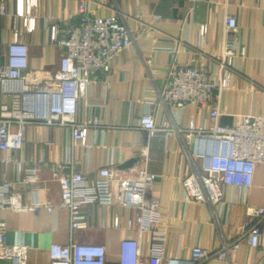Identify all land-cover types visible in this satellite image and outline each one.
Here are the masks:
<instances>
[{
  "label": "built area",
  "instance_id": "built-area-1",
  "mask_svg": "<svg viewBox=\"0 0 264 264\" xmlns=\"http://www.w3.org/2000/svg\"><path fill=\"white\" fill-rule=\"evenodd\" d=\"M92 3L79 0L77 12L67 18L52 12L42 15L46 32L43 42L61 49L58 70L42 81L28 72L31 50L24 38L37 28L39 0H11V6L7 0H0V19L14 17L12 38H8L6 29L0 31V46H7L5 60L0 58V264L29 263V245L9 241V226L2 210L54 207L52 203L28 205L16 188L18 183L30 185L37 181L40 165L46 160L44 151L36 159L17 155L24 149L27 130L33 125L63 127L70 133L64 160L51 166L60 184L59 205L70 213L71 236L51 244V264H107L106 244L74 238L76 229L95 224V206L119 205L131 211L124 222L119 215L112 221V227H125L138 234L121 239L118 264L222 262L230 260L243 243L259 247L264 234V205L248 203L243 230L236 238L224 240L217 248L197 243L188 255L168 256L169 222L163 219L155 193L157 173L145 165L120 171L113 154L97 169L94 178L88 169L79 167L77 147L92 148L90 130L105 131L109 126L98 115L78 119L79 102L96 72L109 71L117 55L133 42L123 13L101 15L93 10ZM199 29L198 46L203 50L209 25L202 23ZM237 29V17L228 14L225 32ZM246 52L245 46L227 43L213 69L191 61L171 62L162 88L155 96L144 99L146 109L138 118L137 127L150 137H180L191 165V171L182 177L185 194L212 206L225 205V186L232 187L233 202H246L257 165L264 163V115L239 113L233 124L221 121V96L233 86L234 59ZM161 104L167 107L168 117L158 120L155 108ZM190 107L205 114L202 121L195 115L185 116ZM44 144L53 145L55 141ZM142 156L145 161L150 159L147 149L143 148Z\"/></svg>",
  "mask_w": 264,
  "mask_h": 264
},
{
  "label": "crops",
  "instance_id": "crops-1",
  "mask_svg": "<svg viewBox=\"0 0 264 264\" xmlns=\"http://www.w3.org/2000/svg\"><path fill=\"white\" fill-rule=\"evenodd\" d=\"M92 1V8L98 14L123 13L133 42L117 55L109 71L96 72L79 102L78 119L98 115L109 125L105 131L90 130L88 140L94 143L92 148L77 147L79 167L88 169L94 178L97 169L113 154L120 171L145 165L157 173L155 193L160 199L163 219L169 222L168 256L188 255L197 243L217 248L224 240L236 238L247 218V204L264 205V163L257 165L246 202L242 199L233 202V189L225 186V205L212 206L185 194L182 177L191 171V165L180 137L162 134L150 137L137 123L146 109L144 99L155 96L162 88L171 62L191 61L213 69L227 43L245 46L247 52L234 59L233 86L221 96V121L233 124L239 113L264 115V0H107L105 4L101 0ZM7 3L11 6V0ZM78 3L79 0H39L37 28L24 36L30 43L28 72L31 75L47 80L60 65L61 49L43 42L46 32L42 15L52 12L67 18L77 12ZM228 14L237 17V31L225 32ZM13 23L12 15L0 19V31L6 29L9 39L13 35ZM202 23L209 25L203 50L198 46ZM6 51L7 46L1 45V61L5 60ZM155 113L158 120L168 117V109L163 104L155 108ZM192 115L198 121L205 116L190 107L185 116ZM51 140L55 144L45 146L44 142ZM25 141L24 149L17 153L19 157L36 159L44 151L46 160L40 165L37 181L30 185L18 183L16 188L26 204L52 203L54 207L51 210L45 206L38 210L29 207L21 211L5 208L2 214L8 222L9 241L29 245L28 264H51V244L67 241L71 236L70 213L59 205L60 184L51 166L64 160L70 133L63 127L33 125L27 130ZM143 148L149 152L148 161L142 156ZM133 158L137 159L132 165L123 166ZM11 175L14 177L13 171ZM95 213V224L76 229L74 238L106 244L107 264H118L121 239L138 234L125 227H112V221L119 215L124 222L131 211L113 205L95 206ZM202 264H264V234L259 247L243 243L230 260H209Z\"/></svg>",
  "mask_w": 264,
  "mask_h": 264
},
{
  "label": "water",
  "instance_id": "water-1",
  "mask_svg": "<svg viewBox=\"0 0 264 264\" xmlns=\"http://www.w3.org/2000/svg\"><path fill=\"white\" fill-rule=\"evenodd\" d=\"M137 158H133V159H130L128 160L123 166H130L132 165L135 161H136Z\"/></svg>",
  "mask_w": 264,
  "mask_h": 264
}]
</instances>
